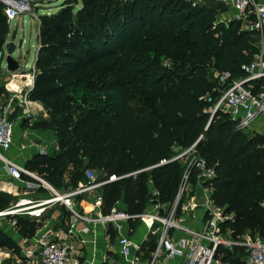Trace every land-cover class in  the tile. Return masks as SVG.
<instances>
[{"label":"trees","instance_id":"obj_1","mask_svg":"<svg viewBox=\"0 0 264 264\" xmlns=\"http://www.w3.org/2000/svg\"><path fill=\"white\" fill-rule=\"evenodd\" d=\"M4 7L0 0V52L9 31ZM225 11L213 0L199 7L186 0H64L41 14L27 99L48 115L31 127L52 129L58 151L33 155L25 168L55 188L64 178L65 188L83 183L87 169L102 180L115 176L101 188L102 213L121 200L129 214H142L153 199L163 213L183 171L172 148L196 142L214 168L212 201L233 214L224 226L234 236H264V134L240 132L227 112H211L215 84L207 71L244 77L242 66L258 53L255 32L220 20ZM26 78L15 74L8 87L30 86ZM251 85L254 93L264 90V78ZM131 86L150 94L152 110L130 99ZM189 178L195 183L194 168ZM13 199L0 191V211ZM8 218L23 238L39 229L26 216ZM138 220L129 221L132 229ZM0 248H19L1 228ZM220 253L223 264H243L241 249Z\"/></svg>","mask_w":264,"mask_h":264},{"label":"built area","instance_id":"obj_2","mask_svg":"<svg viewBox=\"0 0 264 264\" xmlns=\"http://www.w3.org/2000/svg\"><path fill=\"white\" fill-rule=\"evenodd\" d=\"M192 7L204 6L208 0H186ZM227 7V11L220 13L219 19L235 20L243 25L245 30L255 32L258 53L251 62L242 66L244 77H232L229 72L214 73L212 92L214 105L211 112L218 109L227 112L235 122V128L245 134L261 133L264 129L256 130L254 124L264 116V90L254 93L251 82L264 78V0H213ZM4 4V14L7 23L30 14L31 0H1ZM222 16H224L222 18ZM4 51L0 52V59H4ZM3 61V60H2ZM208 101L212 97L207 98ZM11 103L0 105V162L4 172L12 179L20 182L22 194L16 200L0 211V217L26 216L32 220H39L49 206L59 204L71 215V220L65 232V239L54 238L50 228L40 229L31 238H23L24 255L19 256L15 264H84L82 256L76 251L71 237L88 232V224L100 223L105 228L115 226L119 232L122 222L140 219L145 222L148 233L158 235L157 245L152 252L151 259L144 264H171L175 258L179 264H223L220 251H242L243 264H264V236L258 233L245 232L234 236L232 231L224 226L227 221H233L232 213H225L223 207H218L211 199L212 189L209 181L215 172L213 167L207 166L204 158L196 150V142L188 147L174 146L171 160L187 161L185 174L181 178L174 203L163 213L129 214L121 201H116L109 212L101 211V188L108 181L116 180L115 176L102 180L97 171L85 170V181L75 187L57 189L49 182L25 168L16 159L10 158L6 152L14 144V128L16 120L10 117ZM20 147L24 149L25 143ZM36 153H48L47 150L36 146ZM163 160L161 163H164ZM190 168L197 171L195 183L189 178ZM45 189L49 196L35 199L28 195L32 191ZM91 194L93 201L87 212L79 210L77 198ZM155 195L156 191H152ZM186 195H189L186 199ZM185 197V199H183ZM264 208V201L261 203ZM201 210L198 217L200 226L193 227L187 223L186 214ZM15 224V219H11ZM83 224L82 227H79ZM158 224V226H156ZM161 228V230H158ZM174 236V237H173ZM33 239V240H31ZM32 241V242H31ZM81 243L84 239L79 240ZM118 253L128 264H140L143 259L139 248L127 234H120L117 239ZM6 264H12L8 262Z\"/></svg>","mask_w":264,"mask_h":264},{"label":"crops","instance_id":"obj_3","mask_svg":"<svg viewBox=\"0 0 264 264\" xmlns=\"http://www.w3.org/2000/svg\"><path fill=\"white\" fill-rule=\"evenodd\" d=\"M48 13L49 12H47V14ZM223 17L224 16H222V18ZM17 21H20V19H18ZM35 26L37 28L35 27L33 31L36 40L35 41V46H36L38 44L37 36H38L39 23H37V25L35 24ZM9 34L10 31H8V34L6 35L5 43L9 42ZM37 49L35 50L36 53H37ZM2 60L0 59V88H2L3 91L0 93V105H4L7 103H11L12 105V102L15 98L12 92L13 91L20 92L22 90L21 88L23 87V85L22 86L19 85L18 87L13 88L12 90L8 87L9 83L11 82V80H13V76L15 74H19L21 76V79H19L20 82H25L27 81L26 76L28 74L13 73L11 74V77L9 79L1 81L3 76L6 75V72H8L6 70L5 64H3L4 60L3 61ZM34 62H35V58L31 62V64H33V67H34ZM23 64L28 65V63L26 62H24ZM33 76H32L30 88L27 90V93L33 85ZM27 93H26V98H27ZM28 104H29L28 108L32 106V108L37 111L36 114L38 113L39 116L41 114H44L43 117L45 118L48 117L46 110L39 102L28 100ZM11 112H14L12 118L15 119L16 116L18 115V110L12 107ZM254 127L256 128V130L264 129V116L261 117L258 120V122L254 124ZM23 129L24 128L22 127V125H20V123H17L16 121V126L14 128V144L6 152V155L10 158L16 159L18 163L24 166L25 162L29 158L37 154L35 152L36 146H39L42 149L47 150L52 147L53 142L55 144V140L52 136V133L48 130L27 127V130L23 132L22 131ZM20 131L22 135L19 137L18 133H20ZM21 143H25L24 149L20 147ZM64 188H65V184L60 187V189H64ZM150 190L153 191L152 186H150ZM0 191L8 193L10 196H12V198H14L12 201L16 200L17 198L16 196L18 194H22L23 191L20 182L12 179L4 172L1 162H0ZM28 196L35 199H39V198L41 199L48 197L49 192L41 188L40 190L30 192ZM185 197L186 199H188V197L190 196L186 195ZM92 201H93V196L91 194H85L82 197H78L77 204L79 206V210L82 211L83 213L87 212ZM163 210H164L163 213H165L167 209H163ZM157 212L160 213L161 215L163 214L161 213L158 204L157 205L150 204L144 211V213H151V214H155ZM198 217L199 218L201 217L200 209H195L194 211L189 212L188 214H186L187 223L192 225L193 227H199L200 223ZM70 220H71V215L68 211L65 210L63 206L59 204L49 206L46 209L43 216L39 220H35L39 224V229L36 231V233H38L40 229L50 228L53 237L55 239L56 238L60 240L65 239L66 238L65 232L68 228V224ZM129 221L122 222V229L120 232L113 225H110L107 228H105L100 223H94V224L92 223V224H88L89 229L87 233H82L74 237H71V240L74 242L76 251L79 253L80 256H82L80 260L84 261V264H128L127 260L118 253L117 250L118 246L116 242V239L120 234H127L132 239L134 244L139 248V253L141 254L143 259L142 263L140 264L147 263L151 259L152 252L157 245V240L160 236L159 235L160 231H158V235L152 236L148 233V228L144 221L139 219L138 222H136V225L133 229L130 227ZM82 226L83 224H81L79 227ZM156 226H158V224H156ZM0 228L5 233H7L16 242V244L19 247L17 251L7 248H0V264H6L8 262L15 264L18 257L19 256L23 257L24 255L23 237H21L18 234L14 225L11 223V219L8 218V216L0 217ZM158 230H161V228H158ZM80 238L84 239L85 242L81 243L79 241ZM179 263H180V259L175 258L171 264H179Z\"/></svg>","mask_w":264,"mask_h":264},{"label":"rangeland","instance_id":"obj_4","mask_svg":"<svg viewBox=\"0 0 264 264\" xmlns=\"http://www.w3.org/2000/svg\"><path fill=\"white\" fill-rule=\"evenodd\" d=\"M32 1V10L30 14H25L22 20V17L20 18V21L14 20L9 24V42H13L16 45V53L14 57H19V61L21 64V68L18 71L15 72H6V75L3 76L1 81L7 80L11 77V74L13 73H20V74H30L33 76L34 74V67L33 64H31L32 60L35 58L36 55V49L38 48V44L35 46V36L33 29L36 27L35 24L39 23V16L41 14H46L47 12L53 13L58 10L59 6L64 2V0H31ZM36 22V23H35ZM37 28V27H36ZM38 43V42H37ZM35 54V55H34ZM24 62L28 63V65L23 64ZM4 64V63H3ZM26 65V66H25ZM18 78L21 79V76L19 74ZM207 76L210 80H214V73L212 69H209L207 71ZM25 80V78H24ZM30 88V86H24L21 88L22 90L20 92L13 91L12 94L15 96L12 107L18 110V115L16 116L17 123H20L22 127L24 128L22 131L25 132L27 130V127H31L32 124L38 122L39 120L47 119L48 117H43L44 114H36V110L32 108H28V100L26 98L27 90ZM3 91L2 88H0V93ZM129 97L132 101H140L143 105V108H145V111L152 110L155 104L154 99L150 96V94L142 89L141 87L137 86H131L129 88ZM42 129V128H40ZM48 130L52 133V136L55 140V144L53 142V145L51 148L47 149L48 153L54 154L56 153L57 147H56V139L55 134L52 129H44ZM20 133H18V136L20 137ZM250 135V134H249ZM183 165V171L181 174V178H183L185 174V169L187 166V161L184 160L181 162ZM101 175L98 174V177ZM67 178L62 179L61 186L65 184ZM56 187L59 190L60 187ZM151 185H149L150 188ZM13 190V189H11ZM185 199V197L183 198Z\"/></svg>","mask_w":264,"mask_h":264},{"label":"water","instance_id":"obj_5","mask_svg":"<svg viewBox=\"0 0 264 264\" xmlns=\"http://www.w3.org/2000/svg\"><path fill=\"white\" fill-rule=\"evenodd\" d=\"M16 45L13 42H6L3 46V50L4 51V64L6 67V70L8 72H15L20 70L21 68V64L19 61V57L17 56L16 58L14 57L15 53H16ZM34 77V76H33ZM150 204L152 205H157L158 204V200L157 199H153L150 201Z\"/></svg>","mask_w":264,"mask_h":264}]
</instances>
